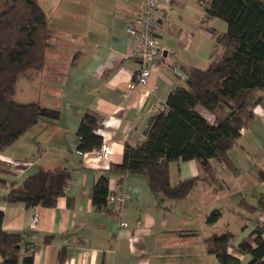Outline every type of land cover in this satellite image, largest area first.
Wrapping results in <instances>:
<instances>
[{
  "label": "crops",
  "instance_id": "1",
  "mask_svg": "<svg viewBox=\"0 0 264 264\" xmlns=\"http://www.w3.org/2000/svg\"><path fill=\"white\" fill-rule=\"evenodd\" d=\"M39 1L48 18L45 62L19 80L16 98L39 102L49 115H42L38 124L0 154L15 169L11 168L12 174L0 173V177L21 181L40 167L60 164L72 177L55 206L28 208L0 200L4 228L25 235L33 247L35 264H220L207 252L205 238L231 229L237 244L264 220V213L246 214L239 205L244 198L255 203L264 192L263 105L255 108L252 125L242 130L238 139L242 143L231 150L238 171L213 160L219 187L201 181L186 198L160 204L141 174H128L122 184L113 175L112 192L126 191L130 196L122 205L110 203L102 210L94 208L91 189L110 162H122L127 142L138 145L146 139L152 107L186 83L182 69L208 65L215 51L210 28L223 31L226 23L218 18L204 22L205 11L198 0H159L156 32L162 54L152 64L149 83L134 87L141 65L133 55L136 38L128 33V27L146 0ZM26 90L32 97L20 100L17 95ZM88 110L103 116L99 133L113 151L109 159L97 157L94 151L78 150L77 130ZM201 172L195 159L170 164L172 185ZM199 186L202 192L218 190L217 195L222 194L220 198L226 202L230 190H239L241 196L232 205L215 206V202L203 201ZM5 192L7 188L0 189V196ZM215 207L222 216L209 224L207 215ZM226 209L239 221L235 230L224 219ZM36 213L40 221L32 228L30 221ZM122 221L129 222V227H123ZM231 251L244 263L250 259ZM2 260L0 252V264Z\"/></svg>",
  "mask_w": 264,
  "mask_h": 264
},
{
  "label": "trees",
  "instance_id": "2",
  "mask_svg": "<svg viewBox=\"0 0 264 264\" xmlns=\"http://www.w3.org/2000/svg\"><path fill=\"white\" fill-rule=\"evenodd\" d=\"M198 1L205 11L204 22L218 18L227 27L223 31L210 28L215 51L208 65L182 69L186 83L172 89L164 111L153 114L146 139L138 145L127 142L122 162H110L93 184L91 198L97 210L109 207L113 175L122 184L128 174H141L163 204L186 198L201 181L219 187L221 180L213 160L238 171L231 150L242 130L252 125L255 108L264 106V0ZM47 29V14L39 0H0V154L38 124L42 115H49L39 102L16 98L19 80L44 65ZM199 106L207 109L213 120ZM102 120L96 111L84 113L77 130L80 152L95 151L104 143L99 133ZM191 159L199 162L202 172L172 185L170 164ZM11 168L0 158V173L12 174ZM71 177L63 164L40 167L21 181L2 176L0 189L7 188V192L0 200L23 203L28 208L55 206L65 195ZM239 205L246 214L264 213V192L255 203L244 198ZM221 216L222 211L216 208L207 215V223L213 224ZM4 218L0 208L2 264H35L31 243L21 231L5 229ZM235 240L236 233L227 229L210 234L204 242L207 252L220 264H264V220L237 244ZM232 249L250 259L244 263Z\"/></svg>",
  "mask_w": 264,
  "mask_h": 264
},
{
  "label": "built area",
  "instance_id": "3",
  "mask_svg": "<svg viewBox=\"0 0 264 264\" xmlns=\"http://www.w3.org/2000/svg\"><path fill=\"white\" fill-rule=\"evenodd\" d=\"M159 9V0H146L144 8L140 12L136 21L128 27V33L136 38V44L133 55L140 61V70L137 75L136 85L146 86L152 76V64L162 54L160 39L156 34L157 26V12ZM166 103L159 101L152 107L154 114L164 111ZM97 157L102 159H109L113 151L110 150L104 143L94 151ZM128 192L120 194L111 193L109 195V202L115 204H123L129 198ZM40 221V215L34 214L30 221L32 228H37ZM121 225L125 228L129 227V222L122 221Z\"/></svg>",
  "mask_w": 264,
  "mask_h": 264
},
{
  "label": "rangeland",
  "instance_id": "4",
  "mask_svg": "<svg viewBox=\"0 0 264 264\" xmlns=\"http://www.w3.org/2000/svg\"><path fill=\"white\" fill-rule=\"evenodd\" d=\"M219 20V19H218ZM220 21V20H219ZM221 21H223V20H221ZM218 23V21H216L215 22V24H217ZM223 23H226L225 21H223ZM17 97L20 99V100H28L29 98H31L32 97V95H31V91L30 90H26L25 92H22V91H20L19 92V94L17 95ZM199 108V110L201 111V112H203L204 113V115L205 116H207L209 119H212L213 120V115L207 110V109H205L203 106H199L198 107ZM237 145H239L240 143H242L241 142V140H237ZM236 147H239V146H235V148H233V150H232V152H234V150L236 149ZM230 183V186H233L234 184L233 183H231V182H229L228 181V184ZM202 187V186H201ZM233 188V187H232ZM215 190V189H214ZM213 189H211L210 188V190L209 191H206V192H202V190H200V186L198 187V189H197V191H198V193H200L201 195H202V198H203V201H206V202H208V203H212V202H215V206H218L220 203L221 204H229V205H232V203H233V201H235L236 200V198H240V196H241V193L239 192V193H237L239 190H230V194H231V198L229 199L230 201H227L226 202V200H223L222 198H220L221 197V195L222 194H220L219 196L217 195L218 193V190H215L214 191ZM232 192V193H231ZM223 196H225V194L223 195ZM217 201V202H216ZM232 202V203H231ZM216 208V207H215ZM215 208H213V210L215 209ZM213 210H211L210 212H209V214L213 211ZM228 219V221L230 222V228H234V230L236 229L235 228V226L237 225H239V221H237L236 219H234L233 220V212L232 213H230V210L229 209H226V211H225V216H224V219ZM235 218V217H234ZM241 230V229H240Z\"/></svg>",
  "mask_w": 264,
  "mask_h": 264
}]
</instances>
